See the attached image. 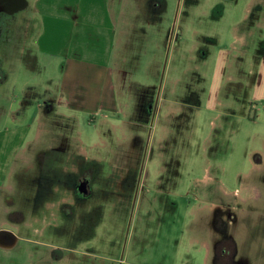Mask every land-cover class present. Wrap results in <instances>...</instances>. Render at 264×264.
I'll return each instance as SVG.
<instances>
[{"label": "rangeland", "instance_id": "1", "mask_svg": "<svg viewBox=\"0 0 264 264\" xmlns=\"http://www.w3.org/2000/svg\"><path fill=\"white\" fill-rule=\"evenodd\" d=\"M107 1L114 113L67 99L59 59L3 63L0 128L31 144L0 186V264H264V0Z\"/></svg>", "mask_w": 264, "mask_h": 264}, {"label": "crops", "instance_id": "2", "mask_svg": "<svg viewBox=\"0 0 264 264\" xmlns=\"http://www.w3.org/2000/svg\"><path fill=\"white\" fill-rule=\"evenodd\" d=\"M27 6L33 28V43L29 45V56L23 59L24 65L33 67L35 59L42 57L63 61L61 89L67 99L74 100L76 104L82 103L84 108L99 106L114 113L116 96L110 60L115 33L108 1L32 0L27 2ZM99 76L103 77L107 88L99 91L91 89V83H96ZM21 93V109L7 113L12 122L18 120L16 114L24 105L30 104L36 94L34 86H24ZM61 100L62 97L55 99L56 103H61ZM39 110L43 112L42 105H39ZM24 131L15 125L0 128V186L18 157H21L20 154L31 144L30 141L24 142ZM39 131L36 132L37 136ZM22 143H26L25 146ZM18 239L12 231L0 227V250L14 248Z\"/></svg>", "mask_w": 264, "mask_h": 264}, {"label": "flooded vegetation", "instance_id": "3", "mask_svg": "<svg viewBox=\"0 0 264 264\" xmlns=\"http://www.w3.org/2000/svg\"><path fill=\"white\" fill-rule=\"evenodd\" d=\"M25 2L18 6V0H0V85L4 82L5 76L2 73L3 63L11 59L17 52L19 57L26 59L29 56V45L26 44L28 31L25 25H21L19 18L25 15L28 6ZM85 185V193L78 192V186ZM90 179L82 178L77 181V195H90Z\"/></svg>", "mask_w": 264, "mask_h": 264}, {"label": "water", "instance_id": "4", "mask_svg": "<svg viewBox=\"0 0 264 264\" xmlns=\"http://www.w3.org/2000/svg\"><path fill=\"white\" fill-rule=\"evenodd\" d=\"M23 2H25L24 0H18V6H22V3ZM26 4H27V2H26ZM78 192L79 193H85L86 191H85V185L84 184H81L80 186H78Z\"/></svg>", "mask_w": 264, "mask_h": 264}]
</instances>
